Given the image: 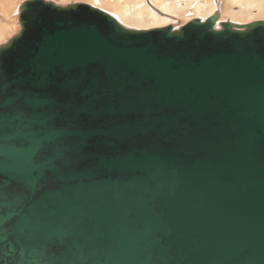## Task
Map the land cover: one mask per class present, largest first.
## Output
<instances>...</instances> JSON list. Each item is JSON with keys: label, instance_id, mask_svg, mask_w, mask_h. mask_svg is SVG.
<instances>
[{"label": "water", "instance_id": "water-1", "mask_svg": "<svg viewBox=\"0 0 264 264\" xmlns=\"http://www.w3.org/2000/svg\"><path fill=\"white\" fill-rule=\"evenodd\" d=\"M18 11L0 45V264H264V21Z\"/></svg>", "mask_w": 264, "mask_h": 264}, {"label": "bare ground", "instance_id": "bare-ground-1", "mask_svg": "<svg viewBox=\"0 0 264 264\" xmlns=\"http://www.w3.org/2000/svg\"><path fill=\"white\" fill-rule=\"evenodd\" d=\"M25 1V0H23ZM22 1V2H23ZM49 1V0H47ZM101 6L99 10L112 14L122 26L135 30H148L165 26L174 27L176 19L184 17L186 23L192 19L205 21L214 13L218 14L215 27L220 22L229 21L234 24H248L255 21H264V0H226L231 8L225 7V17L220 21L219 5L214 0H89ZM21 2V3H22ZM53 2V1H52ZM90 5L87 0L78 1ZM73 2V3H78ZM20 3V4H21ZM55 3V2H54ZM15 0H0V11L8 14H16V24H0V45L4 44L5 36L14 27H19L18 9ZM57 4V3H55ZM65 6L67 4H57ZM94 5V4H93ZM224 5V4H223ZM92 6V5H90ZM97 6V5H96ZM94 7V6H92ZM96 8V7H94ZM97 8V9H98ZM1 16V15H0ZM2 17V16H1ZM15 16H13L14 18ZM193 17V18H191ZM183 18V19H184ZM178 20V19H177ZM179 20H182L181 18ZM6 22V20H4ZM183 21V20H182ZM12 22V21H11ZM184 23V24H186ZM182 25V24H181ZM179 26V25H177ZM180 27V26H179ZM174 29H177L174 27ZM19 31V30H18ZM17 31V32H18ZM16 34V33H15ZM13 35H11L12 37Z\"/></svg>", "mask_w": 264, "mask_h": 264}, {"label": "rangeland", "instance_id": "rangeland-1", "mask_svg": "<svg viewBox=\"0 0 264 264\" xmlns=\"http://www.w3.org/2000/svg\"><path fill=\"white\" fill-rule=\"evenodd\" d=\"M23 0H15V3H16V5H19L21 2H22ZM49 1H53V2H55V3H57V4H73V2H78V1H82V0H49ZM88 2H90V5H92V6H94V7H96V8H101V6L100 5H98L97 3H95V2H92V1H89V0H87ZM214 2H216L218 5H219V13H220V21L222 20V17L224 16L225 17V12L223 11V8H225V7H228V8H231L229 5H228V3H226L227 1L226 0H214ZM79 3V2H78ZM94 4V5H93ZM224 4V5H223ZM97 5V6H96ZM225 6V7H224ZM98 8V9H99ZM101 10V9H100ZM109 14V13H108ZM0 15L2 16H0V24H2L3 22L4 23H7V21H9V23H7V24H10V23H13V24H16V14L14 13V14H8L7 15V13H5V11H3V10H1L0 11ZM110 15H112V14H110ZM13 16H15L14 18H13ZM113 16V15H112ZM182 19V20H179V19ZM184 17H179V18H177L176 19V21L175 22H177L176 24L174 23V27L175 28H178L179 26H181V24L183 25L184 23H186L184 20H186L185 18L183 19ZM191 18H193V17H191ZM4 20H6V22L4 21ZM259 20H263V19H259ZM12 21V22H11ZM177 25H179V26H177ZM173 27V28H174ZM19 30V27H14L13 29H12V31H10V33L7 35L8 37H4L5 38V40L6 39H8L9 37H11V35H14L15 33H17V31Z\"/></svg>", "mask_w": 264, "mask_h": 264}, {"label": "snow or ice", "instance_id": "snow-or-ice-1", "mask_svg": "<svg viewBox=\"0 0 264 264\" xmlns=\"http://www.w3.org/2000/svg\"><path fill=\"white\" fill-rule=\"evenodd\" d=\"M2 209H3V193L0 192V223H2Z\"/></svg>", "mask_w": 264, "mask_h": 264}]
</instances>
